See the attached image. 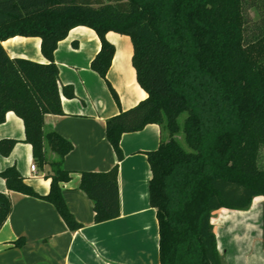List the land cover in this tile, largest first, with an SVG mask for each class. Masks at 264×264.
Returning a JSON list of instances; mask_svg holds the SVG:
<instances>
[{
  "label": "trees",
  "instance_id": "1",
  "mask_svg": "<svg viewBox=\"0 0 264 264\" xmlns=\"http://www.w3.org/2000/svg\"><path fill=\"white\" fill-rule=\"evenodd\" d=\"M252 8L259 14L253 27L247 13ZM80 25L101 40L91 67L104 78L115 53L107 32L130 36L136 78L147 92L106 121L117 163L107 171L81 173L80 188L93 201L95 222L120 215L122 135L155 123L167 132L157 149L146 152L161 264H223L214 211L244 209L264 196V0H0V124L9 111L22 118L37 165L48 168L50 190L38 193L16 165L0 170V177L10 190L51 202L72 231L83 225L61 183L70 180L63 160L73 143L46 131L44 117L63 113L62 93L75 96L71 85L60 86L54 52ZM16 35L40 37L48 62L10 57L2 42ZM17 141L1 139L0 153L9 155ZM48 148L57 160L50 161ZM11 208L9 196L0 192V229Z\"/></svg>",
  "mask_w": 264,
  "mask_h": 264
},
{
  "label": "crops",
  "instance_id": "2",
  "mask_svg": "<svg viewBox=\"0 0 264 264\" xmlns=\"http://www.w3.org/2000/svg\"><path fill=\"white\" fill-rule=\"evenodd\" d=\"M106 38L115 46L106 78L91 67L101 48L94 29L76 26L59 41L54 59L59 67L60 86L71 85L75 96L69 98L62 93L63 113L44 117L46 131H56L73 143L63 160L71 173L70 180L61 186L70 211L83 226L70 230L51 202L10 190L0 177V192L9 196L12 207L0 229V264H161L157 211L149 201L152 171L146 154L157 149L167 136L160 125L150 123L122 135L124 158L119 162L118 217L95 222L93 201L80 188L83 171H107L118 161L107 138V119L147 97L136 78L130 36L109 31ZM41 43L40 37L21 35L2 42L12 58L45 63L48 59ZM3 138L18 141L9 155L0 153V170L16 165L27 183L38 193L47 194L51 185V179L45 176L48 168L43 171L36 164L32 146L25 141L24 122L14 111H9L0 124V140ZM47 154L50 161L58 159L50 148ZM32 164L36 170H32ZM19 239H23L22 244L12 243ZM222 258L223 264H229L226 256Z\"/></svg>",
  "mask_w": 264,
  "mask_h": 264
},
{
  "label": "rangeland",
  "instance_id": "3",
  "mask_svg": "<svg viewBox=\"0 0 264 264\" xmlns=\"http://www.w3.org/2000/svg\"><path fill=\"white\" fill-rule=\"evenodd\" d=\"M247 13L253 27L259 14L254 8ZM185 116L180 117L181 123ZM178 138L187 148L184 135L180 134ZM212 223L218 250L220 252V247L221 256H226L229 264H264V196H256L244 209L214 211Z\"/></svg>",
  "mask_w": 264,
  "mask_h": 264
},
{
  "label": "built area",
  "instance_id": "4",
  "mask_svg": "<svg viewBox=\"0 0 264 264\" xmlns=\"http://www.w3.org/2000/svg\"><path fill=\"white\" fill-rule=\"evenodd\" d=\"M31 168H32V170H36V165L35 164H32L31 165Z\"/></svg>",
  "mask_w": 264,
  "mask_h": 264
}]
</instances>
